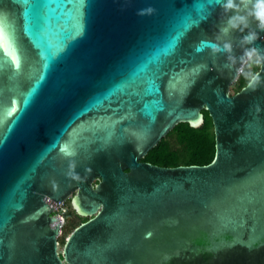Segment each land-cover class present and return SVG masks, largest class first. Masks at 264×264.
<instances>
[{"label": "water", "instance_id": "obj_1", "mask_svg": "<svg viewBox=\"0 0 264 264\" xmlns=\"http://www.w3.org/2000/svg\"><path fill=\"white\" fill-rule=\"evenodd\" d=\"M225 19L217 0H0V264H264V68L231 94ZM204 110L212 163L143 161ZM69 199L90 219L61 250Z\"/></svg>", "mask_w": 264, "mask_h": 264}, {"label": "clouds", "instance_id": "obj_2", "mask_svg": "<svg viewBox=\"0 0 264 264\" xmlns=\"http://www.w3.org/2000/svg\"><path fill=\"white\" fill-rule=\"evenodd\" d=\"M226 19L222 22L218 32L228 36L233 32L242 34L239 44L242 54H234V45L231 40L210 44L213 54L223 53L230 65H239L236 68L238 76H243L250 87L255 88L261 81L260 72L254 68H264V49L256 46V41L261 39L259 33L264 32V0H217ZM153 9L141 10L140 14H150ZM253 22L256 28L252 27Z\"/></svg>", "mask_w": 264, "mask_h": 264}, {"label": "trees", "instance_id": "obj_3", "mask_svg": "<svg viewBox=\"0 0 264 264\" xmlns=\"http://www.w3.org/2000/svg\"><path fill=\"white\" fill-rule=\"evenodd\" d=\"M247 84L248 82L245 78L240 76L234 84V88L240 91ZM203 113L204 123L201 126L194 127L190 123L178 124L143 158V161L162 167H178L181 165L204 166L212 163L217 152L214 123L207 110H204ZM68 204L70 212L67 221L71 222L74 230L86 220L77 213V210L73 207L72 200Z\"/></svg>", "mask_w": 264, "mask_h": 264}, {"label": "built area", "instance_id": "obj_4", "mask_svg": "<svg viewBox=\"0 0 264 264\" xmlns=\"http://www.w3.org/2000/svg\"><path fill=\"white\" fill-rule=\"evenodd\" d=\"M71 199L67 200V201H63V203L58 206L56 209H55V215L58 217H60L62 220H63V225H62V228L64 227V225L66 224L67 222V217H68V214L70 212V206L68 204V202L70 201ZM74 207V206H73ZM62 234H63V230H62Z\"/></svg>", "mask_w": 264, "mask_h": 264}, {"label": "rangeland", "instance_id": "obj_5", "mask_svg": "<svg viewBox=\"0 0 264 264\" xmlns=\"http://www.w3.org/2000/svg\"><path fill=\"white\" fill-rule=\"evenodd\" d=\"M258 69L260 68H254L253 71H257ZM237 90L234 88V84L231 88V94H234L236 93ZM73 204V203H72ZM73 232V227L71 225V222L67 221L66 224L64 225L63 227V234L61 235L60 239L62 241L61 243V247L60 249L62 250L63 249V246H64V241L66 238H68V236Z\"/></svg>", "mask_w": 264, "mask_h": 264}, {"label": "snow or ice", "instance_id": "obj_6", "mask_svg": "<svg viewBox=\"0 0 264 264\" xmlns=\"http://www.w3.org/2000/svg\"><path fill=\"white\" fill-rule=\"evenodd\" d=\"M81 3H82V0H81ZM187 23H188V22L185 21V25H186ZM3 38H4V37H3L2 33H0V41H2ZM173 46H174V41L171 42V43L168 45V49H167V50H170ZM13 59H15V56H13Z\"/></svg>", "mask_w": 264, "mask_h": 264}, {"label": "flooded vegetation", "instance_id": "obj_7", "mask_svg": "<svg viewBox=\"0 0 264 264\" xmlns=\"http://www.w3.org/2000/svg\"><path fill=\"white\" fill-rule=\"evenodd\" d=\"M83 219H85L86 221H88L89 219H90V217H87V216H85V215H82V214H80L79 212H77ZM62 230H63V228H62ZM61 237V236H60ZM59 242L60 243H62V241H61V239L59 238ZM65 244V243H64Z\"/></svg>", "mask_w": 264, "mask_h": 264}]
</instances>
